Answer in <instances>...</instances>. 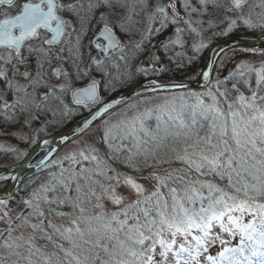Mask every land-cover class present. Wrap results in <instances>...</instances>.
Masks as SVG:
<instances>
[{
  "label": "snow or ice",
  "instance_id": "1",
  "mask_svg": "<svg viewBox=\"0 0 264 264\" xmlns=\"http://www.w3.org/2000/svg\"><path fill=\"white\" fill-rule=\"evenodd\" d=\"M0 17V264H264V0Z\"/></svg>",
  "mask_w": 264,
  "mask_h": 264
},
{
  "label": "rangeland",
  "instance_id": "2",
  "mask_svg": "<svg viewBox=\"0 0 264 264\" xmlns=\"http://www.w3.org/2000/svg\"><path fill=\"white\" fill-rule=\"evenodd\" d=\"M240 33H243V32H240ZM245 34L251 36V38H249V39H254V38H257L259 36L258 33L255 34V35H253L251 33H245ZM227 38H229V37H227ZM223 39L224 38H221L218 41H221ZM235 54L239 55L240 54L239 53V50H237V52ZM226 55L227 56L234 55L233 49L227 50ZM196 71H198V69L194 70V72L192 74H190V75H194ZM24 147H26V146H24ZM66 150L67 149H62L61 150V155H63V152L66 151ZM14 157H15V154H13L12 157H8V156H5L3 154H0V170L6 169V168L10 167L11 165H13L14 163H16V160H15ZM225 239H228L230 241V244L228 246H231V247H233V246L235 247V245H237V244L240 243L239 237H236V238L225 237ZM219 248H220V245L219 244L215 245L214 248H213L212 254L214 255L215 254V251L216 250H219Z\"/></svg>",
  "mask_w": 264,
  "mask_h": 264
},
{
  "label": "water",
  "instance_id": "3",
  "mask_svg": "<svg viewBox=\"0 0 264 264\" xmlns=\"http://www.w3.org/2000/svg\"><path fill=\"white\" fill-rule=\"evenodd\" d=\"M217 43L224 44L227 50L233 49V45H240V46H247L250 44H255L257 46H261V41L257 38L254 39H246V38H240V37H229L226 39H223L221 41H218ZM191 83V86L194 90H199L196 86L195 81H186Z\"/></svg>",
  "mask_w": 264,
  "mask_h": 264
},
{
  "label": "trees",
  "instance_id": "4",
  "mask_svg": "<svg viewBox=\"0 0 264 264\" xmlns=\"http://www.w3.org/2000/svg\"><path fill=\"white\" fill-rule=\"evenodd\" d=\"M229 37H240V38H246V39L251 38V36H249V35H247L245 33H240V32H237L234 36H229ZM196 69H198V68H194V69L190 70V72L188 73V75L192 74L194 72V70H196ZM174 78L176 80H185V81H188L187 76H185L183 73H180V72L175 73ZM53 134H56V133H53Z\"/></svg>",
  "mask_w": 264,
  "mask_h": 264
},
{
  "label": "flooded vegetation",
  "instance_id": "5",
  "mask_svg": "<svg viewBox=\"0 0 264 264\" xmlns=\"http://www.w3.org/2000/svg\"><path fill=\"white\" fill-rule=\"evenodd\" d=\"M0 18H2V17H0ZM53 135H55V134H53Z\"/></svg>",
  "mask_w": 264,
  "mask_h": 264
}]
</instances>
